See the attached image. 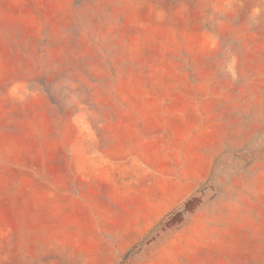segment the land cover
<instances>
[{
  "label": "rangeland",
  "instance_id": "obj_1",
  "mask_svg": "<svg viewBox=\"0 0 264 264\" xmlns=\"http://www.w3.org/2000/svg\"><path fill=\"white\" fill-rule=\"evenodd\" d=\"M0 264H264V0H0Z\"/></svg>",
  "mask_w": 264,
  "mask_h": 264
}]
</instances>
